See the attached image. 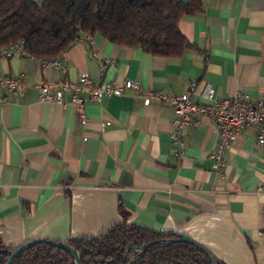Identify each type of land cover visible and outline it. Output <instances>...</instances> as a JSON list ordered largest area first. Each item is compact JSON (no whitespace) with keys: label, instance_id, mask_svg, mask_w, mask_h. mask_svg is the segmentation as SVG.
Instances as JSON below:
<instances>
[{"label":"crops","instance_id":"1","mask_svg":"<svg viewBox=\"0 0 264 264\" xmlns=\"http://www.w3.org/2000/svg\"><path fill=\"white\" fill-rule=\"evenodd\" d=\"M188 1V0H183ZM179 29L193 45L178 57L82 35L55 58L65 70L30 56L0 58V75L21 77L24 93L0 102V238L11 247L33 239L93 236L121 221L184 233L224 264H264V150L258 127L239 132L220 170L212 154L217 128L208 117L170 137L173 108L134 93L85 104L40 101L35 85L136 79L181 95L196 81L194 101L210 84L214 97L241 92L264 98V0H203ZM106 64L101 73L99 63ZM63 100L68 102L69 96Z\"/></svg>","mask_w":264,"mask_h":264},{"label":"trees","instance_id":"2","mask_svg":"<svg viewBox=\"0 0 264 264\" xmlns=\"http://www.w3.org/2000/svg\"><path fill=\"white\" fill-rule=\"evenodd\" d=\"M203 9V0H0V49L22 40L28 56L59 57L84 33L100 34L111 43L137 47L152 55L178 57L193 45L179 29L184 15ZM121 221L93 236L65 240L81 264H127L131 247L177 237L173 231L128 224V212L118 205ZM15 247L0 238V264ZM218 264H224L216 258ZM12 264H75L64 250L38 243L18 254ZM132 264H211L185 242H157L136 255Z\"/></svg>","mask_w":264,"mask_h":264},{"label":"built area","instance_id":"3","mask_svg":"<svg viewBox=\"0 0 264 264\" xmlns=\"http://www.w3.org/2000/svg\"><path fill=\"white\" fill-rule=\"evenodd\" d=\"M90 37L89 33H84ZM15 55L28 56L22 40L11 43L0 49V58H8ZM42 63L65 70V66L56 59L41 60ZM106 64L99 63L101 73ZM39 92L40 101L56 104H71L75 108L79 121L86 119L85 104L88 101L100 102L104 97L122 96L134 93L143 99L144 104L156 101L173 108L175 116L171 121L170 137L180 151L184 147V130L193 125H199V117L205 116L212 120L217 128L218 141L212 154L214 169L220 170L226 159V151L240 131L248 126L258 127L256 144L264 150V98L255 101L247 95L238 92L230 97H214V89L210 84L204 86L200 95L207 102L194 101L196 81L189 83L188 90L181 95H169L160 91H152L145 88L136 79H124L120 83L101 82L95 83L87 73H81L77 81L63 80L60 84L42 82L35 85ZM6 91L16 96L24 93V82L21 77L0 75V102H6L2 94ZM68 95L69 101L63 100Z\"/></svg>","mask_w":264,"mask_h":264},{"label":"water","instance_id":"4","mask_svg":"<svg viewBox=\"0 0 264 264\" xmlns=\"http://www.w3.org/2000/svg\"><path fill=\"white\" fill-rule=\"evenodd\" d=\"M157 242H171V243L172 242H185V243H188V244L194 246L195 248H197L198 250H200L203 254H205L208 257V259L210 260L211 264H218L216 261V257L213 255V253L206 246H204L199 241L191 238L190 236H188L184 233H177V237H175V238L152 241V242L147 243V244H145L139 248L131 247L133 253H132V256L130 257L127 264H132V262L135 259L137 254H139L143 249H145V248L149 247L150 245L157 243ZM38 243H47V244L51 245L52 247L60 248L64 251H66L72 257L75 264H81L80 256H79L78 252L72 246H70L65 241L51 240V239H33V240L26 241L25 243L15 247L11 251V253H10L5 264H12L14 258L18 254L22 253L24 250H26L29 247H31L35 244H38Z\"/></svg>","mask_w":264,"mask_h":264}]
</instances>
